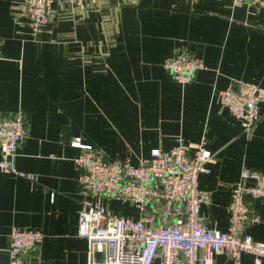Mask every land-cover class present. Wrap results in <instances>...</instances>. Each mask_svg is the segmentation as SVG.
I'll return each instance as SVG.
<instances>
[{"label":"crops","instance_id":"0c3cea01","mask_svg":"<svg viewBox=\"0 0 264 264\" xmlns=\"http://www.w3.org/2000/svg\"><path fill=\"white\" fill-rule=\"evenodd\" d=\"M0 48V115L24 111L26 135L14 164L35 175L31 182L0 172V264L12 227L43 234L24 264H86V242L76 236L83 198L74 137L133 164L152 148L168 150L176 136L189 155L203 142L212 158L197 178L210 195L200 212L220 231L240 169L264 172V104L245 135L214 95L237 80L264 88V0L235 7L230 0H100L96 7L52 0L35 35L23 1L0 0ZM180 48L203 64L185 85L161 66ZM99 201L112 213L138 216L130 202ZM246 202L260 220L245 232L264 242V199ZM214 264L235 263L221 250ZM238 264H254L253 256L241 253Z\"/></svg>","mask_w":264,"mask_h":264},{"label":"built area","instance_id":"2783aa9c","mask_svg":"<svg viewBox=\"0 0 264 264\" xmlns=\"http://www.w3.org/2000/svg\"><path fill=\"white\" fill-rule=\"evenodd\" d=\"M22 1L31 34L35 35L48 20L52 0ZM64 1L70 7H82L85 1L96 7L100 2ZM245 1L230 0V5L239 6ZM161 66L179 85L190 83L194 73L203 68L202 61L186 48L164 59ZM214 95L245 135L259 121L263 87L237 80ZM25 135L21 108L11 116L0 115V172L33 182V173L19 170L14 164ZM69 145L80 150L73 159L78 170L76 188L83 198L77 213L76 236L86 242V264H214V255L221 250L235 264L241 253L252 255L254 264L264 259V242L253 240L245 232L248 223L260 220L246 199H264V172L240 169L230 188L227 226L220 231L206 226L200 212V206L209 203L210 195L198 187L197 178L212 158L203 142L196 144L189 155L187 144L176 136L168 150L152 148L135 164L127 156L108 159L102 151L81 143L79 137L69 140ZM103 196L130 202L137 218L110 212L99 201ZM148 206L153 212H148ZM8 237L5 264H24L25 254L34 249L43 234L33 228L12 227Z\"/></svg>","mask_w":264,"mask_h":264}]
</instances>
